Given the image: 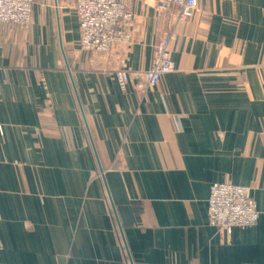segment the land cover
<instances>
[{"label":"crops","instance_id":"crops-1","mask_svg":"<svg viewBox=\"0 0 264 264\" xmlns=\"http://www.w3.org/2000/svg\"><path fill=\"white\" fill-rule=\"evenodd\" d=\"M0 24V264H264V0H197L152 90L154 0L127 46L80 51L74 0H33ZM246 189L249 228L208 225L211 186Z\"/></svg>","mask_w":264,"mask_h":264},{"label":"built area","instance_id":"built-area-1","mask_svg":"<svg viewBox=\"0 0 264 264\" xmlns=\"http://www.w3.org/2000/svg\"><path fill=\"white\" fill-rule=\"evenodd\" d=\"M156 18L173 16L159 32L153 48L149 70L141 74L118 71L115 74L120 89L124 92L135 78L141 80L137 88L154 89L161 78L174 72L170 58V44L176 39V27L189 25L197 12V0H154ZM33 0H0V24H9L27 29L32 20ZM80 38L79 49L93 57H109L113 49L122 44L127 46L130 36L127 24L133 15L128 7L117 0H74ZM259 212L248 196L246 189L230 183L211 186L207 200L208 225L219 233L230 234L233 228L246 229L258 222ZM122 244L125 264H133Z\"/></svg>","mask_w":264,"mask_h":264}]
</instances>
